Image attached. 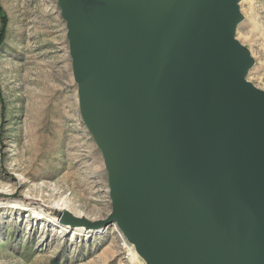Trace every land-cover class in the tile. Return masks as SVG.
Returning a JSON list of instances; mask_svg holds the SVG:
<instances>
[{
	"label": "water",
	"instance_id": "water-1",
	"mask_svg": "<svg viewBox=\"0 0 264 264\" xmlns=\"http://www.w3.org/2000/svg\"><path fill=\"white\" fill-rule=\"evenodd\" d=\"M242 0H57L115 225L146 264H264V91Z\"/></svg>",
	"mask_w": 264,
	"mask_h": 264
},
{
	"label": "rangeland",
	"instance_id": "rangeland-1",
	"mask_svg": "<svg viewBox=\"0 0 264 264\" xmlns=\"http://www.w3.org/2000/svg\"><path fill=\"white\" fill-rule=\"evenodd\" d=\"M239 11L236 39L254 61L246 80L264 91V0ZM66 34L57 0H0V264H146L115 225L83 234L55 214L111 213Z\"/></svg>",
	"mask_w": 264,
	"mask_h": 264
},
{
	"label": "bare ground",
	"instance_id": "bare-ground-1",
	"mask_svg": "<svg viewBox=\"0 0 264 264\" xmlns=\"http://www.w3.org/2000/svg\"><path fill=\"white\" fill-rule=\"evenodd\" d=\"M55 213V212H54ZM56 215H58L59 214V212L58 213H55ZM73 231H75V232H80V233H83V234H85V232H84V230L83 229H81V228H78V229H74ZM90 232H86V234H89Z\"/></svg>",
	"mask_w": 264,
	"mask_h": 264
}]
</instances>
